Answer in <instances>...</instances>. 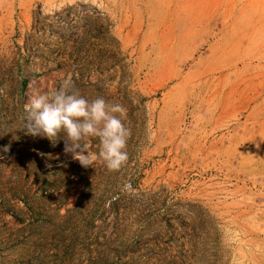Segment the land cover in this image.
Listing matches in <instances>:
<instances>
[{
	"label": "rangeland",
	"instance_id": "obj_1",
	"mask_svg": "<svg viewBox=\"0 0 264 264\" xmlns=\"http://www.w3.org/2000/svg\"><path fill=\"white\" fill-rule=\"evenodd\" d=\"M68 77L119 171L27 134ZM0 264H264V0H0Z\"/></svg>",
	"mask_w": 264,
	"mask_h": 264
},
{
	"label": "clouds",
	"instance_id": "obj_2",
	"mask_svg": "<svg viewBox=\"0 0 264 264\" xmlns=\"http://www.w3.org/2000/svg\"><path fill=\"white\" fill-rule=\"evenodd\" d=\"M25 111L27 134L47 138L55 147L63 131L67 136L64 152L71 154L84 168L91 167L99 158L109 170L119 171L128 160L125 149L130 130L122 121L126 109L103 98L89 102L74 87L71 77L64 79L58 90L31 97ZM91 136L100 138L98 156L89 151L87 143H81ZM4 150L7 151V147ZM46 167L52 165L46 162ZM130 188V183L124 185V190Z\"/></svg>",
	"mask_w": 264,
	"mask_h": 264
}]
</instances>
